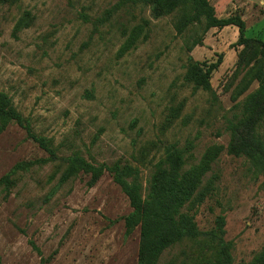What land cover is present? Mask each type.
<instances>
[{"label": "rangeland", "instance_id": "rangeland-1", "mask_svg": "<svg viewBox=\"0 0 264 264\" xmlns=\"http://www.w3.org/2000/svg\"><path fill=\"white\" fill-rule=\"evenodd\" d=\"M117 1L0 4V91L55 150L49 158L16 124L0 132V178L34 163L9 191L0 187V263L137 264L139 232L125 234L131 209L120 188L107 172L93 187L83 174L62 182L63 159L78 153L94 165L126 162L145 182L166 146L191 142V163L210 146L224 148L204 178L216 177L214 189L193 212L198 230L210 231L223 216L233 264H247L264 248V178L226 153L236 104L258 86L233 101L238 31L199 24L179 35L173 15L154 19L142 5L114 10ZM209 2L218 18L240 15L247 37L264 41V0ZM24 12L33 21L14 33ZM137 25H145V41L121 53ZM219 57L210 91L184 81L189 59ZM188 245L165 251L158 264L186 261Z\"/></svg>", "mask_w": 264, "mask_h": 264}, {"label": "trees", "instance_id": "trees-1", "mask_svg": "<svg viewBox=\"0 0 264 264\" xmlns=\"http://www.w3.org/2000/svg\"><path fill=\"white\" fill-rule=\"evenodd\" d=\"M19 1L0 0V4L11 6ZM134 5L148 7L154 19L173 15L174 28L179 35L199 24H203L205 30L225 27L237 29L238 40L234 46L241 49L237 55L233 78L237 79L240 75L241 78L235 88L233 101L244 94L253 82L258 86L236 104L239 113L226 125L229 134L226 153L246 159L256 174L264 178V41L247 37L245 22L240 15L218 18L209 0H118L113 9ZM110 13L109 10L107 14ZM32 21L31 14L24 12L14 25V33L28 28ZM144 26L137 25L130 30L121 53L132 48L140 37L143 36L142 40L145 41L147 36ZM196 44H201V41H195L192 46ZM220 63L221 57L215 62L189 59L184 81L196 90L210 91V81ZM10 124L22 128L28 139L48 153L49 158H54L55 150L50 141L35 134L28 121L13 107L10 97L0 91V132ZM192 148L191 142H187L184 147L175 144L166 146L145 182L139 169L129 163L115 161L94 165L74 153L63 159L61 181L83 174L89 178L88 187H93L105 172L110 175L131 209L123 218L125 234L129 236L136 229L139 232L137 264H158L165 251L184 241L190 243L189 257L178 264H233L232 244L223 238L224 217H216L214 227L201 233L193 214L214 189L216 177H209L205 181L204 178L224 148L219 145L210 146L198 162L191 163ZM40 162L45 163L46 160ZM32 164H16L0 178V187L9 191L18 172L27 170ZM176 262L171 260L165 264ZM247 264H264V248Z\"/></svg>", "mask_w": 264, "mask_h": 264}]
</instances>
